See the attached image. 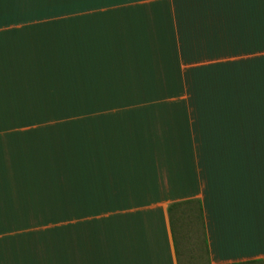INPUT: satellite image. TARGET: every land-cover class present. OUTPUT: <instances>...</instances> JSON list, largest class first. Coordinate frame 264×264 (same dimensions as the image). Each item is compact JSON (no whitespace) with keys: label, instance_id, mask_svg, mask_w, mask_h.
Returning a JSON list of instances; mask_svg holds the SVG:
<instances>
[{"label":"crops","instance_id":"1","mask_svg":"<svg viewBox=\"0 0 264 264\" xmlns=\"http://www.w3.org/2000/svg\"><path fill=\"white\" fill-rule=\"evenodd\" d=\"M180 201L264 259V0H0V264H181Z\"/></svg>","mask_w":264,"mask_h":264},{"label":"rangeland","instance_id":"2","mask_svg":"<svg viewBox=\"0 0 264 264\" xmlns=\"http://www.w3.org/2000/svg\"><path fill=\"white\" fill-rule=\"evenodd\" d=\"M184 207L183 216L180 218L181 221V232L183 234V239L180 243V249H182L181 256L182 261L181 264H206L205 263V254L202 250V245L200 241V229L198 226V222L192 220L189 214L190 208ZM191 213V212H190ZM178 241L176 243V246ZM179 249V244L177 246Z\"/></svg>","mask_w":264,"mask_h":264},{"label":"trees","instance_id":"3","mask_svg":"<svg viewBox=\"0 0 264 264\" xmlns=\"http://www.w3.org/2000/svg\"><path fill=\"white\" fill-rule=\"evenodd\" d=\"M183 202L188 203V201L172 202L167 206V211L170 220V228H171L172 238H174V241H175V233H177V231L173 228L174 219H175L174 215H176L177 217V212H178V217L183 215L182 211L180 210V206L183 204ZM178 224H181V222ZM201 241L205 245L204 237L201 238ZM257 262L260 264H264V259L258 260Z\"/></svg>","mask_w":264,"mask_h":264}]
</instances>
